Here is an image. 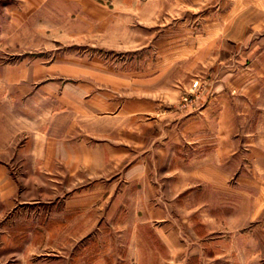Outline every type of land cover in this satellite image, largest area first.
I'll return each mask as SVG.
<instances>
[{
	"label": "rangeland",
	"instance_id": "1",
	"mask_svg": "<svg viewBox=\"0 0 264 264\" xmlns=\"http://www.w3.org/2000/svg\"><path fill=\"white\" fill-rule=\"evenodd\" d=\"M205 21V8L194 0H0V264H119L111 254L117 248L104 246L111 233L71 229L76 225L61 223L57 203L72 185L87 186L141 159V150L149 165L160 162L157 174L173 173L167 168L170 150L163 147L169 133L175 141L197 142L183 127H195L205 107L209 114L217 110L221 44L201 35ZM71 96L74 104L61 101ZM257 99L264 106V96ZM71 104L81 111L77 129L60 131L38 118L47 111L54 123L52 114ZM206 121L213 122L208 116ZM237 122L242 133L229 134L227 143L240 139L234 145L247 164L243 171L262 175L264 159L250 162L246 155L256 141L247 133L252 120ZM46 142L55 151L78 143L80 162L56 158L42 166ZM234 145L225 150L233 154ZM199 169L189 171L193 178ZM204 169L202 176L210 173ZM225 178L229 193L226 188L237 182ZM256 185L264 191V182ZM215 211L192 215L194 229L177 231L173 253L159 264H249L244 229L237 257L229 216ZM139 234L141 254L127 235L126 264H156L147 232ZM256 253L255 264H264V254Z\"/></svg>",
	"mask_w": 264,
	"mask_h": 264
},
{
	"label": "crops",
	"instance_id": "2",
	"mask_svg": "<svg viewBox=\"0 0 264 264\" xmlns=\"http://www.w3.org/2000/svg\"><path fill=\"white\" fill-rule=\"evenodd\" d=\"M194 4L205 8L206 27L201 35L221 44L218 50L221 57L216 66L219 72L217 110L209 114L206 110L208 106L205 107V115L200 116L197 125L185 126L182 130L184 135L198 136L199 140L187 142L186 138L184 140L179 137L180 140L175 141L174 136L170 137L169 133L163 147L167 146L170 150L167 168H174L173 173L157 174L155 170H159L160 162L154 161L149 165V158H146L149 154L141 150V159L124 164L115 174L108 177L100 175L101 177L84 187L72 185L70 190L62 194V201L56 206L59 210L56 211L57 214L63 215L62 224L76 225L71 229L104 230L111 233L104 241V246H109L111 251L112 248L118 249H114L116 253L111 252L114 263L127 262L128 234H131L132 244L129 245L136 246V253L141 254L137 249L139 245L136 237L140 236L139 232H147L146 242L152 247L148 253L156 255V264H159L161 258H167L173 253L179 239L177 231L194 229L191 216L208 214V210L212 208L218 216H229V228L235 236L231 246L233 251L236 250L237 257L240 253L241 229H244L242 242L243 249H247V262L255 264L257 250L264 254V218L261 217L264 214V191L256 185L264 182V174L248 170L245 173L243 167L247 164L242 160L240 145L239 149L234 145L240 139L235 138L231 144L227 143L230 140L229 134L240 136L242 133L237 120H241V126L250 119L253 127H248L247 133L254 136L256 141L255 145L248 146L246 155L250 162L264 159V106H260L257 99H263L264 96V0H194ZM235 89V94H232ZM61 99H64L61 100L63 103L74 104L77 101L76 96ZM72 104L70 109L52 114L54 123L47 120V111L38 118L43 117L41 120L50 128L57 127L60 131L65 128L77 129L81 111L77 105ZM207 116L213 122L209 121L208 124ZM33 119L38 120L36 117ZM171 131L173 134L174 128ZM208 134L211 135L210 142L205 139ZM138 143L139 141L136 142ZM232 144L236 150L230 154L225 149ZM43 145L42 149L46 154L41 157L42 166H48L56 158L64 163L80 162L78 143L62 144L56 151L47 142ZM143 158H146L145 161ZM101 162L102 160L94 164V168L104 163ZM194 166L200 168L201 172L197 179L189 172ZM204 168L210 173L202 176ZM179 171L184 173H174ZM238 171L241 172L240 175L237 174ZM71 176L78 181L77 176ZM232 176L237 184L235 188L234 185L231 188L228 186L226 191L229 193H226L225 177ZM193 182L204 184L192 187ZM213 183L217 185L214 186ZM224 199L230 200V203ZM176 215L182 216L183 220L178 219L177 222ZM181 220L183 223L179 222ZM223 227L221 223V228ZM204 229H207L206 225ZM142 240L145 241L143 237ZM100 253L102 252L95 256L103 257ZM81 262L83 261L78 264H85Z\"/></svg>",
	"mask_w": 264,
	"mask_h": 264
}]
</instances>
